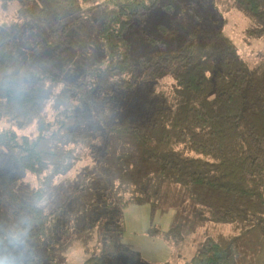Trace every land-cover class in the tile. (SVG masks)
<instances>
[{"label":"trees","instance_id":"trees-1","mask_svg":"<svg viewBox=\"0 0 264 264\" xmlns=\"http://www.w3.org/2000/svg\"><path fill=\"white\" fill-rule=\"evenodd\" d=\"M20 1L42 16H60L79 2L101 0ZM223 1L225 11L236 8L258 22L247 29L248 37L264 38V0ZM1 2L6 7L13 0ZM157 3L108 0L113 10L102 26L103 57L72 83L40 69L34 59L57 42L63 27L50 30L28 57L11 27L0 22V157L9 163L0 173V197L19 201L18 182L29 173L36 181L34 197L41 199L79 160L94 159L107 182H117L132 194L128 202L144 201L141 193L158 190L162 182L173 183L192 200L193 218L215 226L214 232L193 239V255L176 264H238V234L264 225V56L252 64L220 27L209 33L195 26L188 34L164 28L178 41L174 49L165 50L149 38L153 51L131 58L124 32L133 16ZM164 78L173 80V102L159 101L144 121L118 117L123 99L140 81ZM89 118L98 127L81 130L79 124ZM80 184L78 190L84 180ZM102 190L100 185L81 194L93 207ZM28 206L25 225L33 227V233L27 230L17 241L16 234L0 232V256L19 264H57L55 252L63 245L52 239L63 216L56 209V217L49 220L41 208ZM219 224L231 225L232 231H218ZM147 232L178 245L190 230L175 223L167 230L150 227ZM48 237L53 244L45 258L16 250L17 243L22 250L25 242L38 244ZM82 264L109 263L94 255Z\"/></svg>","mask_w":264,"mask_h":264},{"label":"rangeland","instance_id":"rangeland-1","mask_svg":"<svg viewBox=\"0 0 264 264\" xmlns=\"http://www.w3.org/2000/svg\"><path fill=\"white\" fill-rule=\"evenodd\" d=\"M157 2L153 9L133 16L124 32L131 58L147 56L153 51V40L149 38L155 39L156 44L165 50L174 49L178 41L164 28L182 29L186 31L183 33L188 34L189 28L195 26H200L204 31L210 30L209 33L220 27L234 41L239 54L252 64L264 56V38L253 39L246 34L247 29L256 27L258 22L236 8L225 11L223 0ZM107 3L108 0L92 4L79 2L60 16L53 12L42 16L20 0H13L6 7L0 0V22L11 27L18 37L20 51L28 57L32 56L34 45L43 41L50 30L63 27L58 29L62 34L57 42L50 43L48 49L35 54L34 59L40 69L58 75L62 82L72 83L103 57L102 26L108 13L113 10ZM172 89L173 80L170 78L144 81L143 84L140 81L135 90L123 99L118 117L128 122L146 120L149 111L159 101L173 102ZM97 127V122L92 118L79 124L81 130H94ZM8 168V160L0 157V173ZM103 171L94 159L79 160L65 174L56 178L53 188L41 199L34 197L35 178L26 173L16 188L19 201H12L4 194L0 197V232L8 231L17 237L27 230L33 233V227L25 225L30 216L28 205L32 204L47 213L49 220L56 217V214H52L56 209L63 216L54 229L52 239L63 245L55 252L57 264H82L86 258L94 255L104 257L109 264H176L193 255V239L216 230L214 225L193 218L192 200L181 186L162 182L158 190L148 189L147 195L141 193L144 201L128 202L132 194L119 188L117 182H107ZM87 174L90 177L84 179ZM82 180L84 186L78 190ZM100 185L103 196L97 201L95 199L96 202L93 200L95 205L92 207L81 193H88ZM96 207L99 211L94 209ZM175 223L186 225L190 230L184 242L178 245L147 232L150 227L167 230ZM217 230L230 232L232 227L219 224ZM50 239H41L38 244L24 241L22 250L18 247L19 243L15 247L18 253L25 249V252L30 250L31 254L35 251L44 257L47 249H52ZM238 243V264H264V225L239 233ZM25 256L26 253L23 258Z\"/></svg>","mask_w":264,"mask_h":264},{"label":"clouds","instance_id":"clouds-1","mask_svg":"<svg viewBox=\"0 0 264 264\" xmlns=\"http://www.w3.org/2000/svg\"><path fill=\"white\" fill-rule=\"evenodd\" d=\"M14 239L19 241V237H14ZM0 264H16V260L13 257L0 256Z\"/></svg>","mask_w":264,"mask_h":264}]
</instances>
